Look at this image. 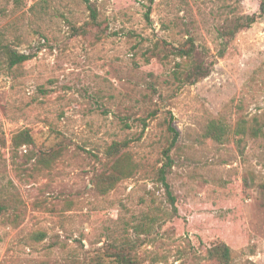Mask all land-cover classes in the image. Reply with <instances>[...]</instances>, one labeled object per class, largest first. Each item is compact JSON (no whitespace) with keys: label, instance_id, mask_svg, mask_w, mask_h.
Here are the masks:
<instances>
[{"label":"rangeland","instance_id":"obj_1","mask_svg":"<svg viewBox=\"0 0 264 264\" xmlns=\"http://www.w3.org/2000/svg\"><path fill=\"white\" fill-rule=\"evenodd\" d=\"M86 1L0 0V264H117L113 249L214 264L218 242L230 264H264L260 0ZM5 48L30 60L11 67ZM194 63L209 75L190 84ZM25 130L34 143L15 149ZM125 140L136 171L103 194L107 151Z\"/></svg>","mask_w":264,"mask_h":264},{"label":"trees","instance_id":"obj_2","mask_svg":"<svg viewBox=\"0 0 264 264\" xmlns=\"http://www.w3.org/2000/svg\"><path fill=\"white\" fill-rule=\"evenodd\" d=\"M86 2H89L88 0ZM90 11L91 24H96L98 14L96 8L91 5L88 6ZM260 14L264 18V0H260ZM194 43L188 42V45L181 48H177V55L180 57L191 58L194 52ZM4 53L7 57L8 64L12 67L15 65H21L28 60L30 57L26 54L17 53L9 48L4 49ZM209 75L208 69L204 68L202 64L194 63L186 71V78L190 84H195L199 80L206 78ZM174 139L172 145L175 144L178 138V132L171 128ZM246 126L242 125L241 133L246 135ZM260 133L259 129H255L252 132L253 136H258ZM226 134V130L223 126L212 123L206 132V136L215 141H222ZM34 143L33 138L28 130L22 131L12 139V145L15 149L23 146H30ZM130 142L125 140L121 142H114L107 151V163L102 173L97 176V186L101 193L107 194L112 191L115 186L122 180L130 178L136 171V165L133 162L132 156L126 152ZM166 155V162L164 166L159 170V178L164 185L166 192L170 198V201L174 204L175 199L171 193V187L167 182V173L172 166V159L169 155V149L164 153ZM57 157V153L45 154L42 156L45 163H49ZM2 206L0 205V211ZM207 256L210 261L214 264H230L232 261V254L230 247L224 242H218L208 248ZM111 257L113 262L117 264H138L136 258L132 257L130 252L113 249L111 251ZM93 264H104L102 261H98Z\"/></svg>","mask_w":264,"mask_h":264}]
</instances>
